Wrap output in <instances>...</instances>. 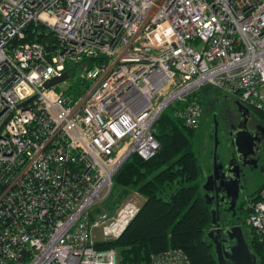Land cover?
I'll use <instances>...</instances> for the list:
<instances>
[{"label": "built area", "instance_id": "built-area-1", "mask_svg": "<svg viewBox=\"0 0 264 264\" xmlns=\"http://www.w3.org/2000/svg\"><path fill=\"white\" fill-rule=\"evenodd\" d=\"M31 24L55 46L26 40ZM96 56L79 97L44 86ZM205 85L264 112V0H0V264H118L97 244L120 238L142 203L101 210L114 176L132 154H157L171 104L196 127ZM250 207L264 234V186ZM152 264L193 263L172 247Z\"/></svg>", "mask_w": 264, "mask_h": 264}, {"label": "trees", "instance_id": "trees-1", "mask_svg": "<svg viewBox=\"0 0 264 264\" xmlns=\"http://www.w3.org/2000/svg\"><path fill=\"white\" fill-rule=\"evenodd\" d=\"M28 31L26 40H38L48 48L55 46L54 33L44 26L31 24ZM103 59L102 56L89 57L82 64L67 65L71 80L65 92L75 98L82 95L89 85L81 78L85 66L92 67ZM212 88L217 89L205 85L194 94L202 106L206 95L211 97ZM180 105L182 103L177 102L168 106L155 125L156 138L161 145L157 154L148 160L132 154L114 176L113 190L106 205L118 189L122 191L118 201L112 202L114 206L119 205L131 189L145 198L140 212L120 238L97 244L99 249L116 248L118 264H152L155 252L172 247L183 248L193 264H220L214 242L208 235L214 226L212 206L207 202L204 185L199 179L201 168L192 148L196 127H188L176 116ZM258 113L264 119V112ZM263 186L264 176L251 200L257 198ZM250 212L251 207L247 205L242 226L245 233L251 230L248 244L256 264H264V234L247 223Z\"/></svg>", "mask_w": 264, "mask_h": 264}, {"label": "flooded vegetation", "instance_id": "flooded-vegetation-1", "mask_svg": "<svg viewBox=\"0 0 264 264\" xmlns=\"http://www.w3.org/2000/svg\"><path fill=\"white\" fill-rule=\"evenodd\" d=\"M215 100H217V106L212 112L214 139L216 124L219 126L221 120L223 125L227 128L226 137L228 139L229 159L231 160L237 157L242 167V178L240 183L242 188L240 189L238 198L233 204L231 202L232 198L227 195V190L220 186L221 182H218L210 192L213 198L211 206L217 210L216 225L211 228V230L216 231L212 235L218 242H221L224 249L230 251L235 245L236 240L230 238L226 230L234 225L242 226L245 217V208L248 201H251L252 195L250 190H248L247 179L243 174V168L246 166L251 167L264 174V119L260 117L258 113L259 110L242 103L234 95L224 93L220 90V92L215 95ZM238 101L242 104V107L238 104ZM222 110L224 116L220 119L218 114ZM197 132L198 131H195V134ZM242 133L249 134L250 143H247V150L239 157L235 140L237 135ZM262 180L263 177L260 181ZM243 229L246 230L245 228ZM249 235L250 234L246 235L247 241L249 240ZM225 264H233L232 259L226 258Z\"/></svg>", "mask_w": 264, "mask_h": 264}, {"label": "water", "instance_id": "water-1", "mask_svg": "<svg viewBox=\"0 0 264 264\" xmlns=\"http://www.w3.org/2000/svg\"><path fill=\"white\" fill-rule=\"evenodd\" d=\"M70 75L68 72H64L61 76L53 77L47 80L44 83L45 87H52L54 85H58L61 82H66L69 79ZM238 104L242 107V104L238 101ZM3 125L0 126V130ZM249 133V132H248ZM215 150H214V170L213 173L207 178L203 188L206 191V199L209 205L212 204V196L210 192L214 189L218 182L220 186L224 187L227 190V195L232 198V204L236 201L239 196L240 189L242 188L241 178H242V167L238 161V158L231 159L227 165H223L219 161V132L218 126L216 124L215 128ZM249 141V134H238L235 140V144L238 148L239 157H241L242 153L247 150V143ZM216 208H212L213 214V225H216ZM216 230H210L208 235L213 239L217 254L218 261L220 264L226 263V258H230L233 261V264H256L255 255L252 253L248 241L246 239V234H250L251 231L248 230L245 233V230L241 225H234L231 228L226 230V233L230 238H234L236 240L235 245L231 248L230 251L224 249L221 245V242H218L213 237V233Z\"/></svg>", "mask_w": 264, "mask_h": 264}, {"label": "rangeland", "instance_id": "rangeland-1", "mask_svg": "<svg viewBox=\"0 0 264 264\" xmlns=\"http://www.w3.org/2000/svg\"><path fill=\"white\" fill-rule=\"evenodd\" d=\"M71 78L68 79L66 82H61L57 86L64 90L67 88ZM220 92V90L212 88V95L211 97L209 94L206 95L204 101H203V115L200 119L199 124L196 126V131H198L193 139H192V148L195 152V155L198 159V163L201 168V173L199 179L202 180V185L205 184L207 178L213 173L214 170V150H215V139L213 136V123H212V112L214 111V108L217 106V100H215V95ZM220 119L223 118L224 113L223 110L218 114ZM219 161L223 165H227L230 161L229 154H228V139L226 137L227 128L223 125V123L219 122ZM243 174L246 176L247 179V185L248 190H250L251 193H254L257 191V188L259 185L262 184V177L264 176L263 173L260 171L254 170L251 167H244L243 168ZM258 185V186H257ZM117 191V189H116ZM121 189H118V191L113 194L112 200L110 199V202L107 203L106 206H104L101 210L109 211L110 213L114 214L117 212V209L126 201L129 199L137 200L140 203H143L145 200L144 196H142L137 191H133L132 189L129 191L128 194H125L122 197V200L120 201L119 205H113L112 202L114 200L119 199V195L121 193ZM251 201H248L247 205H250ZM111 205V206H110ZM110 206V208H108ZM97 239H102L101 233L99 230L96 231Z\"/></svg>", "mask_w": 264, "mask_h": 264}]
</instances>
